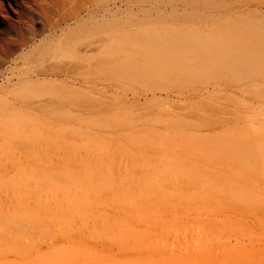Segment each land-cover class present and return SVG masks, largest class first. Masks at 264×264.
Segmentation results:
<instances>
[{"label": "bare ground", "instance_id": "obj_1", "mask_svg": "<svg viewBox=\"0 0 264 264\" xmlns=\"http://www.w3.org/2000/svg\"><path fill=\"white\" fill-rule=\"evenodd\" d=\"M225 1L0 0V55L9 65L12 77L24 75V84L30 88L38 84L46 85L44 94L26 99L32 107L69 100L67 96L54 95L50 89L60 77H68L67 73L105 69L114 74V69L108 65L129 59L134 75H145L146 80L158 85L153 95H162L167 99L179 98L177 85L165 86L164 83L179 76L187 78L183 69L216 78L221 73L216 71L217 57L222 60L217 66L231 72V89L236 88L233 85L236 84L234 77L240 72L243 74L240 83L255 85L251 77L253 62L256 58L262 59L259 73L264 103V46L259 45L258 41L259 33L264 37V24L260 27L253 22L245 13L243 5V10H239L240 7L231 10L226 8ZM234 2L230 4L235 7L240 0ZM35 16L42 24L39 32L33 27ZM165 17L177 22L176 26L168 27L164 22ZM200 17L205 18L207 23L203 24L204 20ZM217 18L229 27L228 32L216 29L214 21ZM200 21L202 24L198 23ZM22 25L27 28L28 37L22 36ZM124 28H128L126 34ZM12 32L16 36L14 39L11 38ZM124 37L131 40L132 47L124 45ZM15 43H18L21 52L28 47L30 50L15 56L10 51V45ZM103 55L107 56L106 61L101 58ZM212 59L217 62L214 63ZM136 68L140 72L135 71ZM16 69H19L18 74L14 72ZM19 82L20 79L17 80ZM251 89L255 90L253 87ZM143 100H148V97L143 96ZM238 100L236 98L241 103ZM84 110L85 107L78 108L73 113L80 122ZM220 114L223 112L220 111ZM254 114H244L247 116L243 117L246 120L248 116V119H259L260 115ZM252 115L255 117L252 118ZM235 116L242 115L236 112ZM164 122L165 129H168L170 119ZM232 123L238 126L240 118ZM81 126L80 129L85 124L81 123ZM237 134L229 142L233 149L232 157L241 154L240 149H246V158H257L253 143L245 141L241 129ZM28 140L21 136L4 141L9 147L15 145L17 150L14 157L0 159V264H187L178 258L176 251L169 256L158 254L159 236L153 232L158 213L167 212V201L162 194L174 187H156L144 175L132 176L121 170V152L126 150L127 144L119 148L114 143L120 142L113 137H107L106 141L99 143L94 135L68 136L64 139L66 148L60 156L61 160H70L74 156L89 163L92 160L88 158L90 154L100 153L102 156L89 164L88 169H61L52 162L40 161L39 157L53 153L47 147L46 140H41L42 146L29 145ZM84 140L92 144L79 146ZM158 146L162 154L173 152L172 143L167 139ZM199 148L205 154L216 152V147L206 140L201 141ZM22 151L26 155L24 158L21 156ZM23 165H27L32 174L37 170L44 179L28 175ZM103 167L111 168L114 171L112 176H104ZM217 171L225 175L223 166L219 165ZM238 174L242 177L241 173ZM224 185L226 182L221 187L212 186L209 189L202 184L195 189L199 194L212 192L221 196ZM124 188L133 191L126 192ZM235 190L239 194L236 195L238 203L244 207L248 205L249 197L256 195L255 189L253 191L243 185H237ZM257 199L264 202V195ZM25 204H29V208L21 206ZM171 206L175 207L178 216L182 214L181 200L173 201ZM199 211L195 204L188 213ZM249 214L251 219L258 215L257 212ZM226 217L227 212L220 222H215L216 227ZM39 233L41 237L37 236ZM229 245L234 249L253 250L255 245L264 246V242L236 236ZM160 249L162 251L163 247ZM198 249L196 252H201ZM205 249L209 258L203 264H221L219 260L212 261L211 248ZM233 264L241 263L237 260Z\"/></svg>", "mask_w": 264, "mask_h": 264}, {"label": "rangeland", "instance_id": "obj_2", "mask_svg": "<svg viewBox=\"0 0 264 264\" xmlns=\"http://www.w3.org/2000/svg\"><path fill=\"white\" fill-rule=\"evenodd\" d=\"M228 1H225L226 8L231 10L245 8V13L251 20L262 27L264 0H242L243 2L235 0L236 3L238 2L235 7L234 0H231L234 3ZM200 18L203 19V17ZM164 22L171 28H174L177 23L168 17H165ZM198 23L202 24V21ZM206 23L204 20L203 24ZM214 25L219 31H229V27L219 18L214 21ZM33 27L37 32L42 30V24L37 16L34 18ZM126 30L128 28H124L125 34ZM232 33L235 34V31ZM21 34L23 37L29 36L27 28L23 25ZM11 38H16L14 32ZM123 40L124 45L132 47L130 39L124 37ZM258 41L259 45L264 46V37L261 33L258 35ZM29 48L21 52L18 43L10 45V51L16 54L15 56L28 52ZM106 57L103 55L101 58L106 61ZM217 58L215 59L218 62L212 60L218 65L222 60ZM257 60L258 58L253 62V75H251L255 85L240 83L243 77L240 72L234 77L236 84L233 85L236 88L231 89V72L226 69L224 71L217 65L216 71L221 72L216 77L218 79L211 75L210 77L201 75L194 70L183 69V72L188 75L187 78L183 79L179 76L171 79L173 80L171 82L168 80L169 82L164 83L165 86L177 85L180 97L167 99L162 95H153L158 85L146 80L145 75L136 73L134 75V71L130 68L132 62L129 59L123 63L109 64L108 67L111 66V69H114V74L105 69L67 73L68 77H60V82L52 85L50 89L53 90L54 95L67 96L69 100L47 102V104L42 103L32 107L26 99L32 95L44 94L47 90L46 85L38 84L30 88L24 84V75L12 77L9 65L0 55V159H5L7 156L14 157L17 150L15 145L7 146L4 143L5 140L24 136L30 139L27 141L29 145L38 146L41 140H46L47 147L53 153L39 157L41 162H52L54 166L61 169H88V165L97 161V157L102 155L90 154L88 158L92 160L89 163L82 158L76 159L74 156L70 160H61L60 156L66 148L64 139L68 136L94 135L99 143H103L107 137H113L120 142V144L114 143L115 146L121 148L120 145L127 144L126 150L121 152L122 163L119 166L121 170L132 176L144 175L150 178L153 186L156 187L161 185L174 187L162 194L167 201L165 205L167 212L158 213V220L154 224L153 232L159 236L157 244L163 247L162 251L160 247L157 249L158 254L169 256L176 251L178 258L187 264H203L209 258L205 248H211L212 261L219 260L221 264H233L237 260L241 264H264V246L255 245L253 250L250 248L240 250L229 245L236 236L264 242V202L257 199L264 195V103L261 97L262 84L259 73L262 67L260 63L263 61ZM18 68L20 69V66ZM19 69L14 72L18 74ZM135 71L139 70L136 68ZM18 79H20L19 83H17ZM242 86L247 89L244 90ZM250 87L258 90H250ZM230 90L234 93L232 94ZM145 95L148 97L146 101L143 100ZM236 98L240 99L238 101L241 103L237 102ZM5 99L8 100L5 102ZM243 101L250 105L247 103L245 105ZM84 107L86 110L80 122L73 113L78 108ZM261 107H263L262 110ZM220 111L223 114H220ZM234 112L242 116L237 117ZM244 114L263 117L258 119L253 118L255 116L252 115L253 119H248V116L246 120L244 117L247 115ZM238 118L240 123L237 125L240 128L232 123ZM165 119H170L168 129L164 126ZM81 123H84L86 127L83 126L80 129ZM240 129L245 141L253 143L257 158H246V149H240L242 153L232 157L233 149L229 142L238 135V132L240 133ZM250 133L253 134L250 136ZM164 139L172 143L173 152L167 154L160 152L158 145ZM204 140L208 141L212 147H216L215 153L205 154L201 151L199 144ZM91 144V141L84 140L79 143V146ZM23 152L21 156L24 158L26 155ZM219 165L225 169L223 176L217 171ZM22 168L28 175L44 179L37 170L32 174L28 171L27 165H23ZM113 172L111 168L103 167L104 176H112ZM238 173H241L242 177ZM245 175L248 177L246 178ZM225 182L226 186L224 185L220 192L221 196L212 192L199 194V191L195 189L202 184L209 189L212 186L221 187ZM237 185L250 187L253 191L255 189L257 197L256 195L249 197V203L245 204V207L237 201L239 195L238 190H235ZM127 189L124 188V191H133L130 188ZM180 200L183 210L178 216L175 207L171 204L173 201ZM195 204L200 211L189 214V210ZM21 206L29 208V204ZM223 210L225 215L227 212V217L219 227H216L215 222L223 219ZM250 212H257V217L251 219ZM189 215L191 218H188ZM37 236L41 237V234ZM198 248L201 250V252L198 251L199 253L196 252Z\"/></svg>", "mask_w": 264, "mask_h": 264}]
</instances>
